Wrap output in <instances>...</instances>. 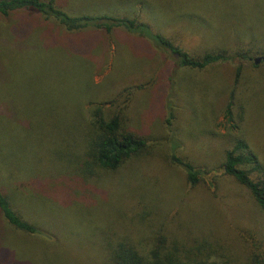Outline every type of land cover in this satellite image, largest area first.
I'll return each mask as SVG.
<instances>
[{
  "label": "rangeland",
  "instance_id": "rangeland-1",
  "mask_svg": "<svg viewBox=\"0 0 264 264\" xmlns=\"http://www.w3.org/2000/svg\"><path fill=\"white\" fill-rule=\"evenodd\" d=\"M53 4L70 17L127 19L143 29L67 32L25 10L0 16V191L41 231L5 225L0 264H105L107 242L121 237L141 252L159 237L180 250L218 238L243 261L237 229L264 233V216L217 167L235 138L264 162V63H253L264 56V0ZM153 35L191 56L223 49L230 57L204 70L181 67L179 53ZM230 101L232 123L224 119ZM94 105L109 117L121 112L150 151L77 182L71 163L57 161L58 141L78 143L88 129L68 117ZM172 155L202 171L196 188Z\"/></svg>",
  "mask_w": 264,
  "mask_h": 264
},
{
  "label": "trees",
  "instance_id": "trees-1",
  "mask_svg": "<svg viewBox=\"0 0 264 264\" xmlns=\"http://www.w3.org/2000/svg\"><path fill=\"white\" fill-rule=\"evenodd\" d=\"M53 1L0 0V16L7 17L12 12L25 10L30 14H40L46 19H53L67 32L79 30L87 25L101 28L106 32H110L114 27H125L128 30L143 29V25L127 19L106 16L70 17L56 9ZM101 20L110 21L111 24H99L98 21ZM152 38L161 48L178 52L180 55L178 65L181 67L204 70L209 66L223 63L230 57L223 49L191 56L175 49L169 40L160 35H153ZM77 112L78 110L74 111L68 120L77 125L85 124L88 130L70 149H68V139L58 141L62 150H58L56 155L58 163L64 168L68 167V161L69 164L71 163V173L77 182L79 181L77 178L87 180L101 172H115L128 160L149 155L150 148L146 139L126 128L125 118L121 112L109 117L104 114L101 106L95 105L89 109V115L82 111ZM62 119L66 118L62 117ZM224 119L228 123L233 121L231 101L225 107ZM234 128L237 129L238 126ZM68 156H72V159ZM170 161L171 164L183 169L190 187L196 188L202 182L200 178L202 171L188 160L172 155ZM217 169L221 175L233 179L249 195L264 216V162L259 155H255L250 150L244 139L235 138L232 147L229 149L226 147L222 162ZM5 225L10 230L30 236L41 232L35 224L24 219L7 196L0 191V249L5 246ZM237 231L239 238L244 242L243 261L231 254L234 248L226 245L222 239L215 238L212 241L207 237L202 238V241L194 247L184 250L177 247L167 248L165 239L159 237L155 239L151 251L148 252L140 251L142 244L138 246V243H132L130 239L121 237L120 241L107 242L103 261L105 264H264V233L241 228Z\"/></svg>",
  "mask_w": 264,
  "mask_h": 264
},
{
  "label": "water",
  "instance_id": "water-1",
  "mask_svg": "<svg viewBox=\"0 0 264 264\" xmlns=\"http://www.w3.org/2000/svg\"><path fill=\"white\" fill-rule=\"evenodd\" d=\"M253 63H254L255 65H258V64H260V63H264V56H260V57L254 58V59H253Z\"/></svg>",
  "mask_w": 264,
  "mask_h": 264
}]
</instances>
